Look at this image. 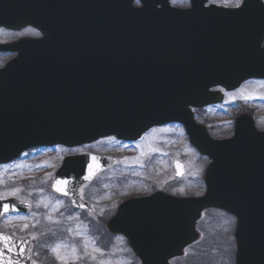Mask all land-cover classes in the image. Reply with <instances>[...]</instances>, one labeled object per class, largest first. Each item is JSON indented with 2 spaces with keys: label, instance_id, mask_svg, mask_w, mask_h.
<instances>
[{
  "label": "water",
  "instance_id": "1",
  "mask_svg": "<svg viewBox=\"0 0 264 264\" xmlns=\"http://www.w3.org/2000/svg\"><path fill=\"white\" fill-rule=\"evenodd\" d=\"M134 1L0 0V25H32L44 35L18 48L0 46L19 51L0 70V164L36 146L80 145L109 135L132 139L154 124L180 122L212 159L206 194L130 200L107 222L108 231L127 237L141 264H171L200 239L202 212L220 208L238 219L237 264H264V132L243 114L232 138L214 140L190 110L222 101L213 86L233 90L264 78V49L249 41L258 36L243 33L241 10L205 7L208 0H190L187 10L169 0H141L140 8ZM115 163L93 154L68 157L52 190L93 211L80 190ZM57 180L67 181L58 185L62 191ZM29 208L16 198L0 200V217ZM12 240L6 256L42 264L33 259L29 240Z\"/></svg>",
  "mask_w": 264,
  "mask_h": 264
},
{
  "label": "flooded vegetation",
  "instance_id": "2",
  "mask_svg": "<svg viewBox=\"0 0 264 264\" xmlns=\"http://www.w3.org/2000/svg\"><path fill=\"white\" fill-rule=\"evenodd\" d=\"M36 1V0H33ZM46 1H72V0H46ZM247 1H256V0H244V4L241 6L244 7L242 9V19L257 16V12L261 10L258 6H248ZM264 2V0H262ZM206 5H210L211 1H205ZM189 3V2H188ZM226 6L231 9H235L234 7H229L226 4H220ZM182 8H188V4L186 6H179ZM252 12V13H251ZM38 33V34H37ZM43 36L42 32L31 27V26H23V25H14L11 28H7L5 26H0V44H13L22 40H37L41 39ZM264 47V41L262 43ZM18 55V51H0V69H3L7 66V64ZM214 91H223L224 97H227L228 92L225 91L221 87L213 88ZM218 105H211L204 109L215 108ZM256 108L249 107L245 110H241L237 113V116L242 112H247L246 110L253 113V110ZM199 109H194L195 117L198 115ZM256 113V112H255ZM212 114L210 112V118ZM208 123L209 127V121ZM211 129V127H210ZM224 138V137H217ZM181 139L186 142L187 152L201 160L205 159L206 164L204 163L203 168L200 171L199 175H193L192 171H190L189 166L194 164L195 162L189 161L187 159H182L180 157L172 158L170 156L171 152L176 148L177 145L180 144ZM110 140L111 142H105ZM104 141V142H103ZM101 146L97 144L101 143ZM95 145V146H94ZM93 146L92 149H86L87 147ZM60 151L56 157H53V153ZM85 153H92L97 155H106L112 156L119 159V163L124 161V166L118 168V165L109 168L102 174L97 177V182L100 178L111 177V183L108 190L102 191L99 194H95L94 198L100 199V205H104L107 202H110V199H116L115 205L112 207L109 216H105L100 220H97L95 216L101 214L102 209L99 205L94 201L89 199V197H85L83 194V189L88 187L85 186L82 189V196L85 200L89 201L93 204L95 210L93 212L79 210L73 207L70 199L67 197H61L53 193L52 191V199H56L60 202V199H63L66 204L58 207L57 216L60 217L62 223H65L64 217L68 218L69 216L77 215L75 221L90 223V227H98V228H106L107 221L116 216L118 213L119 207L126 201L134 198L141 197H150L154 194L159 193L158 198L155 200L163 199L165 197H194L201 195L206 190V184L204 181V172L207 165L210 163V160L204 156H201L189 143L188 137L186 135L183 127L178 123H166L162 125H155L148 128L143 134L138 135L133 140H120L117 137H110L106 139H101L95 143L89 145H79L74 147L67 146H55V147H35L29 149L22 153L21 157L16 161L10 163H17L20 161H24L23 167L19 169L20 175L24 177L23 179L29 180L31 178L37 177V162L38 158H44V156H52L54 162H52L51 170L52 177L55 175V169L58 166L60 160L62 163L68 157L79 156ZM180 162L183 164L184 175L182 178L176 176L175 172V163ZM33 164V165H31ZM120 170L118 174L116 171ZM108 174V175H107ZM192 177V178H191ZM199 177V178H198ZM190 182L188 183V189L201 188L199 193L195 191H190L188 189H184L181 191L182 183L188 179ZM196 178V179H194ZM125 179V180H124ZM95 180V181H96ZM125 181V183H124ZM145 190V191H142ZM54 195V196H53ZM36 196V192L33 193V197ZM25 198L22 199L31 204V210L28 213H10L5 214L0 217V233L10 234L13 237L20 240H29L33 243V257L36 260L42 261L43 255L47 254L49 251V243L52 241L53 236V226L50 224V221L47 217V212L52 211L50 208H41L38 211V214L42 216L40 220L29 219L31 214L37 212V203L34 199ZM107 199V202L103 199ZM62 203V202H61ZM101 209V210H100ZM214 212L215 217L219 216L221 218V224L218 228L221 229L222 236L225 237V254L228 250H233L234 260L236 256V241H235V228L231 229V226H227V231L224 232L222 226L224 220L234 219L236 222V218L228 213H225L220 210L210 209L204 212V214L209 212ZM93 216V218H92ZM221 216V217H220ZM11 218L16 219L13 223ZM79 218V219H78ZM100 221V222H99ZM66 224V223H65ZM28 225L27 228L24 226ZM35 237V239L33 238ZM126 241V240H125ZM127 243V242H126ZM40 249V250H39ZM37 250H39V255L37 254ZM176 257L170 259V261L174 262ZM45 263V262H44Z\"/></svg>",
  "mask_w": 264,
  "mask_h": 264
},
{
  "label": "rangeland",
  "instance_id": "3",
  "mask_svg": "<svg viewBox=\"0 0 264 264\" xmlns=\"http://www.w3.org/2000/svg\"><path fill=\"white\" fill-rule=\"evenodd\" d=\"M209 1L219 5L226 4L225 0H215V2L214 0ZM172 4L177 6H186L188 1L175 0ZM245 97L251 98L245 99ZM248 106L256 108L258 111L257 121L259 128L264 129V80H249L244 82L239 89L228 92L223 104L215 108H208L204 110L199 109V117H197V119L208 126L209 131L211 130L210 133L212 134L213 132L214 137H227L232 132L231 130L237 113L244 110L245 107ZM210 112L212 114L211 118ZM208 121L211 129L208 123H206ZM105 142L111 141L107 140ZM101 144L102 142L97 145L101 146ZM92 148L93 146H90L86 149ZM59 152L60 151L54 152L53 157H56ZM170 156H172V158L180 157L182 159H187L188 161L190 158L191 161L195 162L189 166L193 175H199L204 163L206 164L205 159L201 160L200 158H196L187 152L186 142H184L183 139H181L180 144L176 146L173 152H171ZM53 157L50 155L44 156L42 159L39 157L36 164L37 177L29 179L28 182H23L24 177H22L19 172V169H21L25 163L23 160L9 165H0V195L3 196L2 199L10 197H17L20 199L31 198L33 197V193L36 192V196L32 199H34L37 203L38 209L36 213L31 214L29 219L36 218L37 220H40L42 216L38 214V211L41 208H50L52 210L47 212V217H51V220L49 221L53 226V229L51 230L53 231V236L52 241H50L48 245L50 249L47 254L43 255L42 261L47 264H64L63 261L56 259L55 254L51 251L56 244L62 243L69 246L76 245L78 254L81 257L79 260H73L70 258L68 259L67 264H98L99 260H111L113 264H117V262H122V264H141L140 260L133 255L129 249L125 239L120 236L116 237L108 235L105 232V228H98L95 226L90 227V223L88 221H75L76 217H78L77 215L69 216L68 218L64 217L66 224L61 222L60 217L57 216L56 212L58 207L66 204V202L63 199H60V202L57 203L58 201L56 199H52L50 186L53 178L51 170L52 162H54ZM60 162L61 163H59L55 169V173L62 166V160H60ZM123 166L124 161L118 163V168ZM116 172L119 174L120 170ZM111 180V177L100 178L98 182L96 180L91 185L83 189V195L85 197H89L91 200H94L102 209L101 214L95 216V218L100 221L103 217L110 215V211L112 207H114L116 199L111 198L110 202H107V199L103 197L107 203L102 206L100 205L101 200L94 198V196L97 193L99 194L102 191L108 190ZM189 182V178L186 179L180 188L183 191L184 189H188ZM16 188H19L20 191L13 195V189ZM188 190H193L199 193L201 188H189ZM11 221L14 223L16 219L11 218ZM224 223L225 224L222 226L224 232L227 231V226H231V229L234 230L236 225L234 219L226 218ZM220 224L221 218H219V216L215 217L214 212L211 211L206 213L199 224L200 231L203 233V239H201L197 245L189 249L184 257L176 258L174 262L181 264H234L233 250H228L225 254L224 242L226 236L222 239L223 236L221 229L218 228ZM69 229L72 231H69ZM86 239L90 241L88 255L85 254L83 247ZM91 242H94L96 247L102 249L104 255L94 253L92 251ZM39 250H37L38 255L40 254ZM60 254L67 255L69 257L72 256L70 248L62 247L60 249ZM92 255L96 256V260L91 259Z\"/></svg>",
  "mask_w": 264,
  "mask_h": 264
},
{
  "label": "snow or ice",
  "instance_id": "4",
  "mask_svg": "<svg viewBox=\"0 0 264 264\" xmlns=\"http://www.w3.org/2000/svg\"><path fill=\"white\" fill-rule=\"evenodd\" d=\"M140 2H141V0H136L137 4H140ZM214 2H215V0H214ZM225 3L229 7H234V8H238L239 9L244 4V0H225ZM188 6L192 7V5L190 3V0H189V3H188ZM250 98L251 97H245V99H250ZM92 159H93V161H95L97 158L95 156H93ZM177 167L179 168L180 165L178 164ZM91 169H92V165H89L90 173H91ZM85 178L88 179V177H85ZM61 183L66 184L67 181L57 180L56 181V186H57L56 190L57 191H62V189L58 187V185H60ZM19 191H20L19 188L13 189V195H15ZM181 191H183V190L181 189ZM64 194L66 195L67 192H65ZM2 198H3V196L0 195V199H2ZM57 203H59V202H57ZM13 210H15L14 206H13ZM3 211L4 212H8L9 211V205L4 204L3 205ZM48 219L51 220V217L49 216ZM24 227L27 228L28 225H25ZM69 231H72V230L69 229ZM33 238L35 239V237H33ZM0 243H2V247H0V261H3V264H17V262L14 260V258L6 256V250L7 251H11L12 250L11 249V245L15 243L12 240V237L6 236L3 233H0ZM89 246H90V241L88 239H86L84 241V245H83L86 255H88ZM62 247L63 248H70L72 256L69 257L67 255H61L60 254V249ZM91 247H92V251L94 253H99L100 255H104L102 249H100L99 247H96L94 242H91ZM51 251L55 254L56 259L63 261L64 264H67V261L70 258L73 259V260H79L81 258L79 256V254H78V249H77L76 245L69 246L67 244L58 243L51 249ZM91 259L96 260V256L92 255ZM98 264H113V262L111 260H99ZM117 264H122V262H117Z\"/></svg>",
  "mask_w": 264,
  "mask_h": 264
}]
</instances>
